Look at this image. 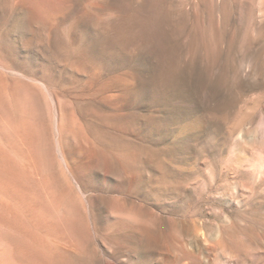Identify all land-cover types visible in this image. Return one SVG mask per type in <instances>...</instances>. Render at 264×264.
Here are the masks:
<instances>
[{"label":"rangeland","instance_id":"374dc122","mask_svg":"<svg viewBox=\"0 0 264 264\" xmlns=\"http://www.w3.org/2000/svg\"><path fill=\"white\" fill-rule=\"evenodd\" d=\"M0 150V264H264V0H0Z\"/></svg>","mask_w":264,"mask_h":264},{"label":"bare ground","instance_id":"6f19581e","mask_svg":"<svg viewBox=\"0 0 264 264\" xmlns=\"http://www.w3.org/2000/svg\"><path fill=\"white\" fill-rule=\"evenodd\" d=\"M212 1V0H211ZM114 31V30H113ZM6 70V69H5ZM13 72V71H12ZM11 87V86H10ZM6 93V92H5ZM2 117H4V116H2ZM16 117V116H15ZM24 118V117H23ZM36 121V120H35ZM19 122H21V121H19ZM24 122V123H23ZM22 124L20 125V126H18V128L17 127H15V131H14V134L15 133H17L16 134V137L14 138V140H15V142L14 143H12V141H14L13 139H12V141H11V143L12 144H10L9 145V148H10V146H12L13 147V149H16L17 148V146H18V148H17V151H19L20 153H18L19 154V156H20V154L22 155V154H24V157H23V155L21 156V157H23V159L25 160V162H26V165H27V167L28 168H31V166H32V163L34 162V159H35V146H38V145H35V142H36V135H35V130L37 129L36 127H35V125H33L34 123H32L30 120H27V121H22L21 122ZM11 124V123H10ZM18 124V123H17ZM20 124V123H19ZM9 125V124H8ZM16 126V125H15ZM44 126V125H43ZM34 127L36 128V129H34ZM19 129V130H18ZM42 130V129H41ZM6 132V131H5ZM40 132V131H39ZM18 135H19V137H20V139H17L18 138ZM13 136V135H12ZM15 136V135H14ZM10 137V136H9ZM61 137V136H60ZM13 138V137H12ZM45 138V137H44ZM50 140V139H49ZM12 147L10 148V149H12ZM18 149H22V150H18ZM6 151V150H5ZM5 151H2V150H0V159H1V162L4 164V167L3 168H1V172H0V185H2V187L0 188V193H2V194H4L3 196H2V198H1V202H0V206L1 207H3L5 210L7 209V208H5L1 203H4V204H8V202L6 201V200H8V198H15V200L18 202L19 200L18 199H22V198H24L25 196H26V194H25V192H23L22 190H24V189H21L20 188V186H19V184L21 183V178H22V176H21V173H22V171L19 169V164L20 165H22V163L24 162L23 160V162H18L17 160H16V158L15 157H10L9 155H6L5 153ZM16 151V150H15ZM14 151V152H15ZM64 151V150H63ZM55 152V151H54ZM17 153V152H16ZM60 153V152H59ZM62 159H63V161L65 162V164L67 165V167L70 169V171H76L75 169H74V167H72V168H70V166H69V164H68V159H67V155H66V151L65 152H62ZM19 161H21V159L19 160ZM1 163V164H2ZM24 164V163H23ZM25 165V166H26ZM36 165V164H35ZM35 165H33V166H35ZM23 166V165H22ZM22 166H20L21 168H22V170L24 169V167H22ZM26 169L27 171H29V169ZM32 169V168H31ZM30 169V170H31ZM25 171V170H24ZM35 171H36V169H35ZM34 172V171H33ZM77 172H79V171H76V173ZM31 174H33L32 172H30ZM29 173V174H30ZM74 173V172H73ZM26 174V173H25ZM30 174V175H31ZM37 174V173H36ZM35 174V175H36ZM37 176H38V174H37ZM33 177V176H32ZM27 178H29L28 176H27ZM30 178H31V176H30ZM41 178H43V181H44V177H41ZM74 178L76 179V180H78L77 178H76V176L74 175ZM39 179H37V181H38ZM40 181V180H39ZM42 181V180H41ZM61 184V183H60ZM24 185V184H23ZM50 185V184H49ZM77 186V185H76ZM23 188V187H22ZM42 188H45V187H42ZM26 189V188H25ZM29 189V188H28ZM69 189V188H68ZM26 191V190H25ZM30 192V191H29ZM46 192V191H45ZM29 195V194H28ZM32 197V196H31ZM11 198V199H12ZM47 198V197H46ZM10 199V200H11ZM63 199V198H62ZM23 200V199H22ZM50 200V199H49ZM48 200V201H49ZM56 200V199H55ZM13 201V200H12ZM24 201V200H23ZM16 202V203H17ZM24 202H26V201H24ZM33 202V201H32ZM43 202V201H42ZM29 203V202H28ZM48 203V202H47ZM23 204V203H22ZM30 204V203H29ZM9 205V204H8ZM10 205H11V203H10ZM18 205V204H17ZM28 205V204H27ZM31 205V204H30ZM19 206H20V204H19ZM22 206V205H21ZM24 206V205H23ZM33 206V205H32ZM7 207V206H6ZM34 207V206H33ZM32 207V208H33ZM55 207V206H54ZM30 208V207H29ZM23 209H24V207H23ZM26 209H27V207H26ZM25 209V210H26ZM34 209H35V207H34ZM5 210H4V213H5ZM8 210V209H7ZM9 210H10V208H9ZM8 210V211H9ZM25 210H24V212H25ZM32 209H30V211H31ZM27 211V210H26ZM35 211V210H34ZM7 212V211H6ZM15 212H17V211H15ZM33 212V211H32ZM8 213V212H7ZM11 214V213H10ZM14 214H16V213H14ZM35 214H36V212H35ZM26 215H28V214H26ZM37 215V214H36ZM14 216V215H13ZM31 216V215H30ZM8 217H10L9 215H8ZM20 217H21V215H20ZM26 217V216H25ZM29 217V216H28ZM54 217V216H53ZM13 219V218H12ZM25 219V218H24ZM32 219H33V215H32ZM35 219H38V218H36L35 217ZM29 221V220H28ZM37 221V220H36ZM43 221V220H42ZM26 222V221H25ZM30 222V221H29ZM33 222H34V220H33ZM33 222H30V223H33ZM40 222V221H39ZM38 222V223H39ZM43 223H45V225H46V222H44L43 221ZM40 224V223H39ZM34 226V225H33ZM32 226V228L34 229V227ZM40 226V225H39ZM20 227H22V226H20ZM31 227L29 228V230L30 229H32ZM35 228H36V226H35ZM39 228V227H38ZM42 228V227H41ZM46 229H47V227H46ZM36 230H38V229H36ZM43 230V229H42ZM21 231V230H20ZM26 231V230H25ZM28 231V230H27ZM35 231V230H34ZM31 233H32V231H30ZM29 232V233H30ZM34 237V236H33ZM75 238V237H74ZM33 240V239H32ZM38 241V240H37ZM37 243V242H36ZM20 251V250H19ZM21 252V251H20ZM20 252H19V254H20ZM39 252V251H38ZM21 255V254H20ZM19 255V256H20ZM22 256V255H21ZM20 256V257H21ZM27 261V260H26ZM21 262H22V258H21ZM51 262H50V260H47L46 261V264H50ZM3 264H5L4 262H3Z\"/></svg>","mask_w":264,"mask_h":264}]
</instances>
